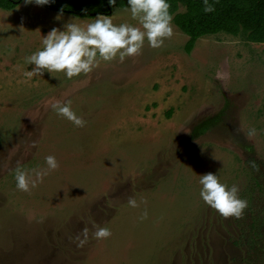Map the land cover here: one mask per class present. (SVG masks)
<instances>
[{"label":"rangeland","instance_id":"374dc122","mask_svg":"<svg viewBox=\"0 0 264 264\" xmlns=\"http://www.w3.org/2000/svg\"><path fill=\"white\" fill-rule=\"evenodd\" d=\"M125 9L112 22L139 27ZM95 16L25 0L0 8V264H264V227L247 238L264 212V41L219 32L186 52L171 21L160 47L145 40L123 62L71 79L25 75L41 36ZM65 100L82 127L51 108ZM47 155L57 168L47 170ZM18 166L47 174L21 191ZM206 172L252 198L240 218L200 198ZM96 227L111 235L94 238Z\"/></svg>","mask_w":264,"mask_h":264},{"label":"clouds","instance_id":"9594fccd","mask_svg":"<svg viewBox=\"0 0 264 264\" xmlns=\"http://www.w3.org/2000/svg\"><path fill=\"white\" fill-rule=\"evenodd\" d=\"M45 5L53 0H25V3ZM112 6L116 0H107ZM205 12L213 11L208 0H203ZM168 0H127L125 9L132 19L136 20L139 27L112 22V14L97 13L95 18L86 24L66 22L62 30L51 28L45 35L41 36V47L25 57V63H31V70L25 72L28 78L34 75H42L46 70L52 73L63 72L65 78L80 74H87L97 67L99 61H111L118 58L121 62L126 56L139 53L143 43L147 40L152 48L162 45L164 38L172 35V16L168 11ZM60 18L58 13L55 17ZM71 101L63 103L57 101L51 104V108L59 116L71 121L73 125L82 127L85 121L77 116L70 107ZM253 130H250L252 133ZM47 170L57 168V161L53 155L44 157ZM47 171H37L35 179L21 167L14 170L16 188L21 191H29L30 186L35 187L37 182ZM198 183L201 185L199 196L205 204L216 210L221 216L240 218L243 210L247 207V201L241 198L239 188L233 184L227 186L221 183L216 174L206 172L199 176ZM131 207H136V200L129 198L127 201ZM146 212L141 218L146 216ZM111 235L107 227H96L92 236L96 239L107 238ZM82 236V238H81ZM88 238V229L81 231L80 236L74 239L77 246H82Z\"/></svg>","mask_w":264,"mask_h":264},{"label":"trees","instance_id":"16d2710c","mask_svg":"<svg viewBox=\"0 0 264 264\" xmlns=\"http://www.w3.org/2000/svg\"><path fill=\"white\" fill-rule=\"evenodd\" d=\"M20 1L0 0V8L10 9ZM208 3L213 8L211 12L203 10V0H168L172 22L187 36L184 44L186 52L191 51L198 38L219 32L233 36L243 33L250 42L264 41V0H208ZM44 6L80 17H91L97 13L109 15L114 8H126L127 0H116L112 6L107 0H53ZM247 200L249 207L252 198ZM262 227L264 212L256 213L249 224L247 238L257 241Z\"/></svg>","mask_w":264,"mask_h":264},{"label":"crops","instance_id":"0c3cea01","mask_svg":"<svg viewBox=\"0 0 264 264\" xmlns=\"http://www.w3.org/2000/svg\"><path fill=\"white\" fill-rule=\"evenodd\" d=\"M111 13H112V12H111ZM111 13H110V14H111ZM185 42H186V41H185ZM195 42H196V41H195ZM194 45H195V44H194ZM27 97H31V96L29 95V96H27ZM11 101L16 102V100H14V99H11ZM170 114H171V109L167 110L166 113H165L166 116H169Z\"/></svg>","mask_w":264,"mask_h":264},{"label":"water","instance_id":"95a60500","mask_svg":"<svg viewBox=\"0 0 264 264\" xmlns=\"http://www.w3.org/2000/svg\"><path fill=\"white\" fill-rule=\"evenodd\" d=\"M49 4V3H48Z\"/></svg>","mask_w":264,"mask_h":264}]
</instances>
